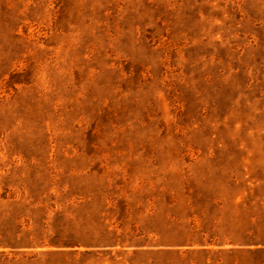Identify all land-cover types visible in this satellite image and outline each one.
I'll return each mask as SVG.
<instances>
[{
	"label": "rangeland",
	"instance_id": "1",
	"mask_svg": "<svg viewBox=\"0 0 264 264\" xmlns=\"http://www.w3.org/2000/svg\"><path fill=\"white\" fill-rule=\"evenodd\" d=\"M0 264H264V0H0Z\"/></svg>",
	"mask_w": 264,
	"mask_h": 264
},
{
	"label": "trees",
	"instance_id": "2",
	"mask_svg": "<svg viewBox=\"0 0 264 264\" xmlns=\"http://www.w3.org/2000/svg\"><path fill=\"white\" fill-rule=\"evenodd\" d=\"M67 254L74 255V254H76V251H71V252L66 253L65 251H60L59 249H56V250L47 251L44 253V255H46V256H56V255L64 256Z\"/></svg>",
	"mask_w": 264,
	"mask_h": 264
}]
</instances>
